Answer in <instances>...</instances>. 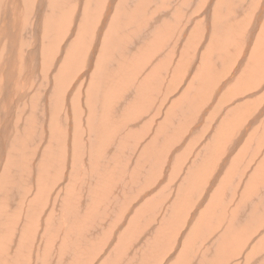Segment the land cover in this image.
Wrapping results in <instances>:
<instances>
[{"label":"bare ground","instance_id":"obj_1","mask_svg":"<svg viewBox=\"0 0 264 264\" xmlns=\"http://www.w3.org/2000/svg\"><path fill=\"white\" fill-rule=\"evenodd\" d=\"M207 1L208 10L200 14L216 15L214 10L221 19L234 11L232 3L242 18L249 17L256 5L255 26L251 23L248 30L253 27L261 32L256 48L264 53V0ZM190 2L196 0H0V42L4 44L0 49V264H92L94 249L113 236L118 243L104 250L99 264H231L247 247L250 253L241 264H264V237L250 246L251 231L258 225L257 232L264 224V133L258 126L235 154L247 159H231L229 168L214 180L213 195L203 197L202 203L208 197L209 201L201 211L184 209V199L196 205L198 195L190 197L194 185L208 184L190 177L210 172L202 163L215 157L212 149L218 135L234 151L241 139L230 137L243 122L241 116L233 114L234 108L229 111L232 117L222 116L227 128L223 121L213 127L214 134L208 135L196 161L188 164L190 170L174 165L173 158L171 166L165 167L171 153L166 152L170 146H179L177 141L184 142L180 138L185 128L192 125L189 129L198 132L211 108L215 111L209 118L216 116L214 100L202 107L200 101L203 96L214 99L218 90L204 88L211 83L217 88L222 85L192 75L188 78L192 82L177 99L182 106L152 115L160 103L156 84L165 68L166 52L171 50L168 33L175 35L180 17L191 14ZM66 7L71 17L64 23ZM235 19L236 15V23ZM73 20L78 22L76 27ZM64 27L71 28L69 38L74 37L66 45ZM91 31L92 38H88ZM229 34L227 51H236V45L228 43ZM142 36L149 43L162 39L163 51L152 49L150 55L138 51L139 41L127 44L128 48L124 45L127 39ZM69 46L62 60V51ZM14 58L12 67L3 64ZM208 58L207 52L206 63ZM215 59L220 61L217 54ZM37 62H43V67ZM260 74L251 71L249 90L263 82ZM209 90L213 93L208 94ZM254 122L243 130V137ZM135 141L141 144L136 149ZM256 150L260 158L255 168V160L247 153ZM156 157L159 164L151 160ZM227 158L218 163L220 170ZM156 174L165 179L158 182ZM28 188L35 191L25 200ZM153 192L157 193L150 195ZM170 192L172 203L165 197ZM46 196L53 199L50 209L41 205ZM129 202L134 212L116 235L114 211ZM185 220H189L188 227L175 243Z\"/></svg>","mask_w":264,"mask_h":264},{"label":"rangeland","instance_id":"obj_2","mask_svg":"<svg viewBox=\"0 0 264 264\" xmlns=\"http://www.w3.org/2000/svg\"><path fill=\"white\" fill-rule=\"evenodd\" d=\"M180 1L182 2L183 0H180ZM199 1L200 0H196L195 3L190 2V6L193 7L191 10V14H188V16L184 15L183 17H180V20H179V27L180 28L177 27L174 29L175 31L173 30V32H176V34L171 35L168 33L167 39H168L169 45L167 46V48L171 46V50L166 52V55L168 56V58L165 61L166 64H163V66L165 67L164 71H163L164 74L162 73V75H161V78L163 77L165 83L161 82V81H163V79L160 78V81L158 82V84H156V86L159 89L160 103L158 104L157 108L154 110L152 115L153 116L160 115V114L163 115L165 110L171 106L173 107L172 111L176 110L177 107L182 106V104L181 105L178 104L179 100H177V99L181 96L183 91L187 88V85L192 82L188 78H191L194 75L199 76V77H204V78L211 80L213 82L219 81L217 83L222 84V85L218 84L219 85L218 88L214 87V83L208 84L209 86L204 88V89H211V87H212L213 91H215L217 89L218 93L214 99L208 100V98L206 96H203L201 98V101H200L201 102L200 107H202L203 104L211 103V101L214 100V103L217 105L216 116L212 119L209 118L213 114V112L215 111V109L211 108V111L208 112L209 115L207 114V116H206L204 114L205 118L203 119L202 126L200 127V130L198 132H194V128L189 129L192 127V125L185 128L184 133H183L184 138H183V136L180 138L181 141H184V142H181V143H183V145L181 146V148H182L181 152L178 149V148H180L181 143H179L178 141H177V143L179 144V146L178 145H175L174 147L170 146L169 147L170 149L168 148L169 150H168V152H166L167 154L171 152L172 156H171V153L166 156L165 167L171 166V164H172L171 162H172V158H173V161L174 160L177 161V162L174 161L175 162L174 165H176V166L177 165L187 166V169H186L187 171L190 168L188 166V164L193 163L192 161H194V162L196 161V158L200 154L201 147H202V145H204L205 141L207 140L208 135L214 134L213 127L216 124L223 121V119H226V117L222 118V116L232 117L233 115L230 114L229 111L233 108H234L233 114L241 116V119L243 122L241 123V125L238 127V129H236L235 132L230 137V138H236V139H238L240 137V139H241L240 143L235 147L234 151L231 152L232 146L228 145V147H227V143L225 142V138L222 137L221 135H218L217 139L213 143V149H212L214 154H215V157L213 159H208V163H205V162L202 163V167L207 168L210 172L206 173L204 175L203 174L200 176L199 175H193L190 177V179L192 178V180H194L195 182H198V183L207 182L208 184L205 185L204 187H202L199 184L194 185V188H193L192 193L190 194V197L198 195L196 197V200H195L196 205L191 204V202L188 199H184L182 201L183 205L186 206L184 209L195 208V209L201 211L206 206V204L208 203L209 197L213 195V193H211V192H212V190L216 184V182H214V180L217 181L218 176L223 172V170L224 169L227 170L226 168H229V166L227 167V164L230 162L231 163L233 162V161H231V159L234 156H236V158L239 161L240 160L243 161V159L244 160L247 159L244 157L241 158V156H239V155L237 156L235 154L238 152V150L242 144L243 145H244V143L247 144L246 138L248 137V135L253 131V129L256 126H258L259 131L264 133V113H262V114L260 113L261 110L264 108V71L263 72L261 71L264 67L260 68V69H255V68H257L258 65L264 66V53L262 52V50H260L262 52L261 53L259 51V49L256 48V47H258L257 37L261 34V32L254 31V29H252L253 27L250 30H248L249 29L248 27L251 25L252 21L254 22L256 20V18L252 15V13L255 16L257 14L258 10L255 8L256 5H255V7H253L252 11L249 12V14H250L249 17H247L245 14L244 18H242L241 15L236 11L235 4L232 3L231 6L234 9V11L236 12V14L231 9L227 13V17L221 19V18H219L218 12H216L214 10H212V12H215L216 15L214 13L213 14L211 13L207 17H204L203 15H201L200 12L203 9L208 10V1L206 2V0H203L200 4H198ZM258 1L260 2L263 0H258ZM217 4H218V1L214 2V4L212 5V8L216 7ZM68 9H69V7H66L65 12L62 14V16L64 18V23L67 22L69 20V18L71 17V14L68 12ZM234 15L237 16V19H235L236 23L234 22ZM213 16H215L216 19ZM111 18H112V16H109L108 20L110 21ZM219 19L223 20L222 24L219 22ZM243 19H245V20H243ZM98 20L99 19L97 17L94 20L95 21L94 25H96V22ZM76 21L77 20H75V21L73 20V24L75 27L78 25V22H76ZM232 21L234 23H232ZM261 21L264 22V20H261ZM216 24H218L220 26H217ZM230 24L231 25L233 24V25L231 26ZM253 24L254 23H252V26H255ZM261 26H264L263 23ZM231 27L234 29H232ZM63 33L65 35L66 34L68 35V37L65 39L64 45H66L68 42L69 36L71 37V28L64 27ZM229 33H231V34H229ZM228 34H229L228 43L229 44H235L236 47L238 48L236 51H227V35ZM232 34H234L233 37L231 36ZM87 35H88V38H92L93 31L87 33ZM151 35L152 34L150 32V36ZM243 36H245V38H243ZM143 37L144 36L139 37V38H134L132 41L130 39L126 38L127 42H124V45L128 48L130 43H134V42L139 41L141 43V44L139 43L140 44L139 48H138V45L136 46V50H138V51L143 50V51H146L148 54H149L148 51H150V52H152V51L158 52L159 51L160 53L163 51L162 47H164V45L162 43V39L158 40V41H150V43H149L146 40H143ZM230 37L233 38L234 43L232 42V39ZM73 38L74 37H72L71 39L69 38V42ZM103 38H105V36H102V40H103ZM75 39H78L77 35H75ZM240 39H243V42H241ZM106 40H107V38L104 39L103 42L106 43L107 42ZM172 40H174L173 43H172ZM39 41L41 42V38L39 39ZM144 41H146V42H144ZM127 44H128V46H127ZM142 45H143V47L140 48ZM0 49H4V44L2 41L0 42ZM69 50H71L70 46H69V48H65L64 51H62L63 52L62 60H64L66 58L63 56H65L67 54V51H69ZM207 52L209 54V58H208L209 62L208 63L205 62V55L207 54ZM100 53H101V51L98 50L97 54H100ZM215 54H217L219 56L220 61H216ZM172 55H174V56H172ZM23 56H24V54L19 55V57L16 59V61L21 59ZM259 56H260V58H259ZM95 57H96V55H95ZM140 58H142V57H140ZM210 60H212V61H210ZM13 61H15V58L12 61L3 62V64L8 62L10 67H12ZM37 63H39V66L43 67V64H42L43 62H37ZM202 63H203V65H202ZM3 64L1 65V67L3 69H5L3 67ZM207 64L209 65V67ZM167 66H168V68H167ZM55 67H57V65ZM38 68H40V67L37 66L36 69L38 70ZM92 68H93V65H92ZM215 68H217V69H215ZM219 69H224V71L222 72ZM38 71L41 72L42 69L40 68V70H38ZM56 71H57V68L52 71V73L50 75L51 79H53V75ZM84 71L86 72V70L82 71V76H83ZM251 71L261 73L260 75L263 76V82H261L259 85L255 86V87H253V89L249 90L250 89L249 87L252 86V84H253V80H250ZM168 72H171V73H168ZM200 73H202L203 76ZM87 74L89 76V73H87ZM83 80H84V78L82 77L80 79V81L82 82ZM81 82H80V84H81ZM217 83H215V84H217ZM77 85L74 88V89H76L75 90L76 93L78 92ZM79 88H81L80 85H79ZM26 89H28V86H26ZM82 89H83V87H82ZM160 92H162V93H160ZM209 92L213 93L211 90H209L207 92L208 94H211ZM83 94H85L84 91H83ZM76 99H78V97H76ZM81 108H83V107L81 106ZM247 114H249V115L244 120V118ZM167 115H169V113H167ZM251 120H254L255 122L253 123L251 128L248 130L246 135L243 137V130L249 125ZM222 125H226V128H227V121H223ZM186 130H187V134H186ZM153 131H155V130H153ZM225 133H226L225 135H227V129H225ZM139 134H141V133H139ZM216 143H218V144H216ZM139 144L140 143H138L136 141L134 142L135 149H136V147H138ZM191 144H192V146H191ZM140 146H141V144H140ZM184 151H186V152H184ZM183 152H184V154H183ZM173 153H175V154H173ZM230 153H232V154H230ZM180 154L183 157L179 156ZM228 154H230L229 158H227ZM259 154H260L259 150H256L255 152H252V153H247L248 157L252 161L255 160V168L257 167V164H258V161L260 158ZM177 156H178L179 160H178ZM180 158H182V159H180ZM225 158H227V162H225L226 164L220 170V166L218 165V163H220V162L222 163L225 160ZM158 159L159 158L156 157V158H153L151 160L153 162H156ZM189 160H191V161H189ZM159 162L160 161L158 160L157 163L159 164ZM2 165L3 164L0 163V168H2ZM196 170L198 172H200L199 165L196 167ZM215 171H219L218 173L216 172L217 176L215 175ZM156 176H157L158 182H160L162 179H165L163 176L159 178L158 174H156L154 177H156ZM170 177H173V176H170ZM205 177H207V178H205ZM57 178L58 177H56V179ZM218 182H219V180H218ZM53 184H54V181L50 185V191H51ZM208 188H210L209 193L206 192ZM146 190L148 191L151 189L147 186ZM34 191H35L34 188L26 189V191L24 193L25 200H28L31 197H33ZM52 193H57V191L52 190ZM156 193L157 192H153L150 195H155ZM206 194L209 196L208 200L206 203H202V199ZM173 196H174L173 193L170 192L165 197L172 203L173 202ZM132 198L130 199V201L132 200ZM52 201H53V199L49 200L46 196L43 199L41 205L44 204V205L48 206V208L50 209L52 206H49V205L51 204ZM139 201H141V199H138L136 201V203ZM133 204H134V202H133ZM131 205H132V203L129 202L127 205L122 206V209L118 208V210L121 209L120 211H118V210H115L116 212L114 211V213H116L115 216L117 215L115 217L117 219V222H115L113 224L112 228L117 229L116 235H118L120 233V231L127 225V224H125L127 218H129L132 215V213L134 212L133 206L130 207ZM161 210L163 211V206H161V208L159 209V211H161ZM197 216H198V214H197ZM197 216H196V218H197ZM157 221L161 222V219L157 218ZM188 224H189V220H185V222L183 223V226L181 227L179 233H177L176 237L174 238L175 243L178 241V238H180V236H181L180 232H182L185 228H187ZM257 227H259V226L256 225V227L254 228L255 231L254 232L251 231V233H250V235H251L250 236V241H251L250 246H252L253 243L256 240H258L259 237H262L261 239L263 240L264 224L262 226H260L259 230L256 232ZM190 229H189V231H190ZM40 231L42 232L41 229H40ZM149 231H150V229H147L146 233H149ZM188 232L184 235V237L188 234ZM184 237L182 238V241H183ZM113 242L115 244L118 243L117 236H113L109 239H104L100 243V245L97 247L98 249L97 248L94 249L95 252L92 254V262L91 263L92 264H99L98 261L100 259L102 260L104 250L105 249L109 250L111 248ZM250 250H251V248L249 249V247H247V249L245 251L240 252L237 255L236 260L231 264H241L243 262L244 258L249 255Z\"/></svg>","mask_w":264,"mask_h":264}]
</instances>
